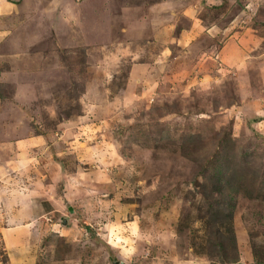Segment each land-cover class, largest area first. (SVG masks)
I'll return each instance as SVG.
<instances>
[{
	"label": "rangeland",
	"instance_id": "obj_1",
	"mask_svg": "<svg viewBox=\"0 0 264 264\" xmlns=\"http://www.w3.org/2000/svg\"><path fill=\"white\" fill-rule=\"evenodd\" d=\"M15 3L0 264H264V0Z\"/></svg>",
	"mask_w": 264,
	"mask_h": 264
},
{
	"label": "crops",
	"instance_id": "obj_2",
	"mask_svg": "<svg viewBox=\"0 0 264 264\" xmlns=\"http://www.w3.org/2000/svg\"><path fill=\"white\" fill-rule=\"evenodd\" d=\"M16 7H17V4L15 3V0H0V44L4 41L5 35L8 32L7 31L8 28L5 26V23H4L5 22L4 17L11 14L13 11H15ZM215 27H217L220 30H223L222 27H219L217 25L213 26V28H215ZM31 135L32 136H29V137H27V135H26V137L24 139H22V138L20 139V144H23V146L27 149H32L33 148L32 146H34V144L37 142V140L41 142V139L37 134H31ZM19 153H20L19 158L21 159V164H19L18 168L21 167L22 165H24L23 164L24 156L27 157V153L25 151H21ZM25 162H26V164L31 165L32 159L27 157ZM17 199H15V196L13 195V202H18ZM17 213H18V210L13 211L11 214L8 215V217L11 216L14 219L15 216L17 215ZM4 229H5L4 232H8L9 234L12 233V235H13V232H15V231H16V235H17V230H19L18 228H15V227H10V228L4 227Z\"/></svg>",
	"mask_w": 264,
	"mask_h": 264
},
{
	"label": "water",
	"instance_id": "obj_3",
	"mask_svg": "<svg viewBox=\"0 0 264 264\" xmlns=\"http://www.w3.org/2000/svg\"><path fill=\"white\" fill-rule=\"evenodd\" d=\"M70 211L72 212V208H70ZM120 264H124V262H121Z\"/></svg>",
	"mask_w": 264,
	"mask_h": 264
}]
</instances>
